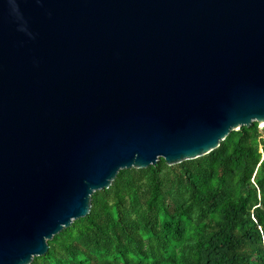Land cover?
<instances>
[{
  "label": "water",
  "instance_id": "obj_1",
  "mask_svg": "<svg viewBox=\"0 0 264 264\" xmlns=\"http://www.w3.org/2000/svg\"><path fill=\"white\" fill-rule=\"evenodd\" d=\"M264 127V0H0V264H30L121 169Z\"/></svg>",
  "mask_w": 264,
  "mask_h": 264
},
{
  "label": "trees",
  "instance_id": "obj_2",
  "mask_svg": "<svg viewBox=\"0 0 264 264\" xmlns=\"http://www.w3.org/2000/svg\"><path fill=\"white\" fill-rule=\"evenodd\" d=\"M30 264H264V131L194 159L121 169Z\"/></svg>",
  "mask_w": 264,
  "mask_h": 264
},
{
  "label": "bare ground",
  "instance_id": "obj_3",
  "mask_svg": "<svg viewBox=\"0 0 264 264\" xmlns=\"http://www.w3.org/2000/svg\"><path fill=\"white\" fill-rule=\"evenodd\" d=\"M261 126H263V127H264V123H261Z\"/></svg>",
  "mask_w": 264,
  "mask_h": 264
}]
</instances>
